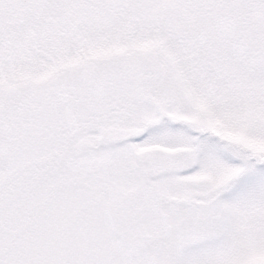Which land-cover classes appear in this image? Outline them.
Returning <instances> with one entry per match:
<instances>
[{"label": "snow or ice", "instance_id": "1", "mask_svg": "<svg viewBox=\"0 0 264 264\" xmlns=\"http://www.w3.org/2000/svg\"><path fill=\"white\" fill-rule=\"evenodd\" d=\"M0 264H264V0H0Z\"/></svg>", "mask_w": 264, "mask_h": 264}]
</instances>
